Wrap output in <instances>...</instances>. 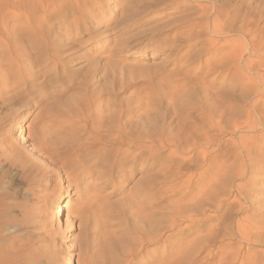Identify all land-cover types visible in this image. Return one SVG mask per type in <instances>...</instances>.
Returning a JSON list of instances; mask_svg holds the SVG:
<instances>
[{"label":"rangeland","instance_id":"374dc122","mask_svg":"<svg viewBox=\"0 0 264 264\" xmlns=\"http://www.w3.org/2000/svg\"><path fill=\"white\" fill-rule=\"evenodd\" d=\"M47 1L52 5L41 31L34 26L37 33L31 31L25 48L28 68L68 69L39 77L45 92H34L25 116L17 112L16 125L1 124L0 134L38 158L22 127L52 103L67 113L103 93L111 101L142 104L140 114L157 120L163 147H157L153 168L144 160L132 168L133 155L121 166L110 155L106 181L93 174L73 187L58 175L33 183L21 170L0 165V264H160L171 251L174 264H264V200L246 199L254 197L262 174L238 175L236 136L228 132L234 130L238 102L253 95L238 84L241 73L236 80L226 69L240 67L245 74L253 60L254 68L260 64L263 70L264 0ZM207 24L221 35H213ZM231 42L240 48L238 57L232 52L237 58L228 53ZM6 112L0 107V118ZM48 123L50 132H59ZM238 183L246 200L237 196ZM65 200L61 223L54 207Z\"/></svg>","mask_w":264,"mask_h":264},{"label":"bare ground","instance_id":"6f19581e","mask_svg":"<svg viewBox=\"0 0 264 264\" xmlns=\"http://www.w3.org/2000/svg\"><path fill=\"white\" fill-rule=\"evenodd\" d=\"M52 1L53 0H51V2ZM48 2H50V1H47V0H0V107L2 109H6L8 111V113L6 112V116H3L2 118H0V127L2 126L1 124L7 123V122L11 127L16 125L15 124L16 113L18 112L20 114L19 115L17 113L19 116H25V112H28V107L32 103V100H30V99H31L33 93L36 91L41 92V93H42V91L45 92L46 86H47L46 82L45 83L43 81L38 82L39 77H41L43 75H47L48 72L52 71L53 69L57 70V72L55 71L54 74L56 76H60L61 71L68 69V68H39V70H37V72H36V71H34V68H28V65H29L28 55L29 54H27V52L25 51L26 45H28L27 41H28L29 35L31 34V31H33L35 25L37 27H39V30L41 31V28H40L41 23L40 22H42V20L44 22V18L47 17L46 14H47L48 9H49V4L52 5V3L48 4ZM61 3H63V2L61 1ZM83 3H85V2H83ZM56 5H57V3H56ZM62 5L63 4H61V6H60L61 8H62ZM54 6H55V4H54ZM49 11H51V10H49ZM233 11H235V10H233ZM216 13H217V11H216ZM218 15L220 16L219 13H218ZM214 18L216 19L217 15ZM217 22H218V20H217ZM198 23L199 22H197V24ZM209 25H213V24H207V27L206 26L205 27L207 29L211 28L210 32L213 35H215V34L221 35V33H220L221 31L217 26L213 25L212 27H210ZM227 26H228V24H227ZM192 27H194V26H192ZM237 27H239V25ZM226 28H224V29H226ZM249 28H250V25H249ZM249 28H248V30H249ZM36 29H34V31H36ZM194 30H195V28H194ZM242 30H244L243 26H242ZM225 31H227V30H225ZM198 32H200V31H198ZM244 32H245V30H244ZM249 32H250V30H249ZM251 32H253V31L251 30ZM36 33H37V31H36ZM188 33H190V32H188ZM246 33H247V31H246ZM176 35H177V33H176ZM250 35H252V34H250ZM263 39H264V37H263ZM263 39H261V40H263ZM255 40H256V38H255ZM252 42L254 43V41H252ZM214 43H216V42H214ZM263 43L264 42L262 41L259 43V45L260 44L263 45ZM247 45H249V44H247ZM262 45L259 46L260 49H262ZM252 46H254V45H252ZM229 47L231 48V49L229 48L230 51L228 50L229 55H230V52L231 53L233 52L236 54L238 49L240 50V48L237 49V46L234 45V42H231ZM217 49L220 50L221 48L218 47ZM253 49H258V48H257V46H254ZM226 53H227V51H226ZM233 53L231 56L235 55V54L233 55ZM252 53H254V52H252ZM223 54H225V53H223ZM237 55L238 54H236V56ZM257 55H259V53ZM231 56H229V59ZM236 56H234V58ZM239 58H240V56H239ZM248 60L250 61V59H248ZM243 62L245 63V61H243ZM252 62H253V60L251 61L252 68H247L248 64H246L247 66L245 65L246 68L242 67V68H245V71H246V69L249 70V72L251 73L250 75L247 74L249 72H247V73L245 72V74H244V71L240 67L237 68L235 66L236 68L235 67L226 68L228 70V72L230 74H232L233 76L236 74H238V76H239V73H241L240 74L241 78L238 79L239 80L238 84L243 82L242 85L245 84L244 85L245 88L250 90V95H253V98L248 100L247 99L248 94L244 95L242 92V94L246 97L247 100L246 101L244 100L245 102L244 101L238 102V104L236 106L237 111L235 113L237 120L235 119L236 124L234 127H232L234 130L228 131V132H231L232 134H234L236 136L234 142H236L235 148H237V155H238L237 159H238V162H240V163H238V164H240L238 166V168L241 166L240 172L237 171V172H239L238 175L244 177L248 173H249V175L257 174V175H255V177L259 179V177H257V176L262 174L261 182H260L261 185L260 186L259 185L254 186V190L252 192V194H254L253 195L254 197H252V195H249L248 198H246L245 193H244L245 189H242V184L240 185L238 183L239 188L237 190V196L240 199H245V198L249 199L248 201H250L251 203L256 202L258 200L259 201L264 200V197H263V195H264V68H262L263 70L261 71V69L259 68L260 64H259L258 68H256L255 63L257 64V61L254 62V65H255V68H254ZM263 63H264V61H263ZM263 63H262V65H263ZM229 67H231V66L229 65ZM242 74H244V76H246V81L242 80V78L243 79L245 78V77H242L243 76ZM238 76H237V78H238ZM235 78H236V76H234V79ZM237 78H236V80H237ZM49 79H50V77L48 78V80ZM41 80H44V79H41ZM46 81H47V79H46ZM87 87H89V86H87ZM86 90L88 91V89H86ZM90 91L92 92V90H90ZM247 92H249V91H247ZM90 94L92 95L93 93H90ZM101 94L103 95L102 98L100 99L98 97L100 100H96L95 98H94L95 100L94 99L88 100L86 98L87 101L82 100V102H79L78 105H75L76 107H74V105H73L72 106L73 108L71 107L70 110H67V111H69L67 113L66 112L59 113L58 111H61V109H59V106L56 103H52L53 105L48 106L46 108L47 110H44L43 112L40 110L41 113L40 114L38 113V116L36 118H33V121L31 120L32 122L29 123V125H27L25 128L23 126L22 132H24L26 130L28 132V135L25 139H26V141L31 140V146L34 149V152L38 156V158L37 157L32 158L33 160L31 158H29L30 155H28L26 153V151H25L26 149H24L22 145H19L18 143L13 141L10 137H8L7 134L1 133L0 137L1 136L2 137L0 138V165L9 164V166L11 165L14 168H17V170L18 169L21 170L25 174V177L30 179L33 183L34 182H46V181L50 180L52 177H54L55 175H58L61 179L65 180L67 182L66 186H71V187H73L76 184L82 185L84 183V181H86V176H92L93 174H97V177H100L101 179H104V177L106 179L107 171L105 173L104 165H105V160H106V162H108L107 160L111 159V158H109L110 155L114 156L112 158V161L115 160V162H118V164L122 163L121 166L124 164L122 162L123 160L128 159L129 155H133V158H134L133 161H135V162L133 163L132 168H134V165L136 164V162H139L142 160H144V162L147 161V163L149 162L148 167L153 168L156 161H157V157L159 156V153H158L159 151H158L157 147H159V145H160L159 144L160 139H159V134H158V125H157L156 118L151 117V116L141 115L140 114L141 111L139 112V109H140L142 104H137L135 102L134 103L133 102H117L114 100L111 101L110 99H106L107 95L105 97V94H103V93H101ZM86 95H87V93H86ZM92 96H94V95H92ZM187 103H189V102H187ZM59 104H61V103H59ZM146 105H148V104L146 103ZM225 105H226V103H225ZM234 109H235V107H234ZM234 109H232V110H234ZM55 110H56V113H53ZM53 114H55V116ZM231 114H233V113L231 112ZM3 115H4V113H3ZM220 120H221V118H220ZM48 122H50V126L53 124L51 126V128L55 125V127H54V129H55L56 125H57V127H58L57 130H59V132L55 133V131L54 132L51 131L54 133V135H52L51 132L49 131L51 129L46 128V125L49 124ZM66 122L68 123L67 125H65ZM208 122H211V120H209ZM18 123L19 122L17 121V124ZM203 124H205V123H203ZM226 124H227V122H226ZM221 125H222V121H221ZM223 126H225V124ZM211 127H212V125H211ZM63 128H66V130H63ZM52 130H53V128H52ZM210 132L212 133V131H210ZM214 132H216V131H214ZM203 136H205V135L203 134ZM204 138H206V136ZM210 138H211V135H210ZM208 139H209V137H208ZM165 140L167 142V144H166L164 141L165 145H168L171 147L172 146L171 139H170V141H167L168 140L167 138ZM181 142H183V141H181ZM173 144H174V142H173ZM177 144H178V141H177ZM177 144L175 142L176 146L180 145V144H178V145ZM165 145H164V147H165ZM161 147H163V145ZM174 148H175V150H177L176 149L177 147H174ZM175 150H174V152H175ZM170 151H172V150H170ZM203 152H205V151H203ZM107 157H108V159H107ZM106 165L109 166L112 164L107 163ZM108 166H106V167H108ZM128 167H129V165H128ZM110 168H111V166H110ZM108 170H110V169H108ZM127 170H130V169L127 168ZM127 170H125V171H127ZM147 170H148V168H147ZM153 173L154 172H152V174ZM238 175H237V177H238ZM218 179H220V177ZM221 179H223V178H221ZM189 183L190 182H188V184ZM187 190H188V188H187ZM189 192L190 191H187V193H185V195L188 194ZM260 193H263L262 196L255 197L256 194H260ZM148 194H149V192H148ZM31 195L33 196L34 194L32 193ZM151 195H152V193H151ZM37 196H39V195L37 194ZM65 202H67V200L57 203V205H55V207H54L55 213L58 212V214H59L58 219L61 223H64L62 209L67 206ZM240 203H242V202H240ZM225 205H226V203H225ZM241 205H243V203ZM251 205H253V204H251ZM248 209H249V206H248ZM242 210H244V209H242ZM148 216H150V215H148ZM247 217L249 218V215ZM244 219H243V221H244ZM250 221L252 222L253 220L249 219L248 222H250ZM147 223H149V221ZM147 223L145 222V224H147ZM246 224H248V223H246ZM147 231H149V230H147ZM152 238H154V236ZM145 240H146V238H145ZM149 241L151 243H154V244L159 243V242H156V239H155V241H154V239H150ZM147 243H144V244H147ZM142 244H143V242H142ZM141 248H143V247H141ZM188 252H189V250H188ZM242 255L244 256V254H242ZM247 259L248 258H246V261H247ZM242 262H243V260H242ZM160 264H174V262L172 263V251H171L170 259L164 260ZM240 264H241V262H240ZM245 264H247V263H245Z\"/></svg>","mask_w":264,"mask_h":264}]
</instances>
